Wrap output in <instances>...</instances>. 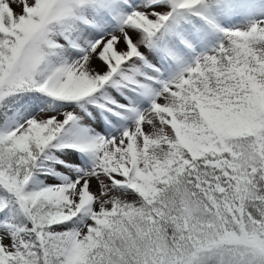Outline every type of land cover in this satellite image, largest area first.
Instances as JSON below:
<instances>
[{"label": "snow or ice", "instance_id": "1", "mask_svg": "<svg viewBox=\"0 0 264 264\" xmlns=\"http://www.w3.org/2000/svg\"><path fill=\"white\" fill-rule=\"evenodd\" d=\"M0 264H264V0H0Z\"/></svg>", "mask_w": 264, "mask_h": 264}]
</instances>
